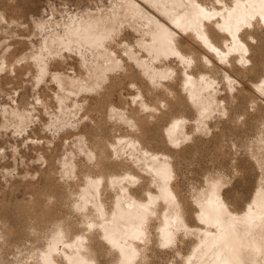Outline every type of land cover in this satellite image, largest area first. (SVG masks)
I'll use <instances>...</instances> for the list:
<instances>
[{"label": "bare ground", "instance_id": "bare-ground-1", "mask_svg": "<svg viewBox=\"0 0 264 264\" xmlns=\"http://www.w3.org/2000/svg\"><path fill=\"white\" fill-rule=\"evenodd\" d=\"M149 1L168 15L165 20L153 15L151 20L154 28L150 32L152 39L149 47L156 56L178 48L168 27L172 28L174 33L190 29L195 32V39L210 48L206 56L195 49L181 52L184 67L190 66L194 59L199 65L200 73L206 74V78H202L204 83H201L204 86L209 81L210 70L221 72V80H232V74L236 73L232 66L235 67L234 60L237 61V56H233L230 61L228 59L231 65L225 61L226 57L232 52H241L244 45L254 46L250 40L245 43L240 41L239 31L242 23L246 22L252 13L264 22V0H249V3L243 0H187L186 7H183L182 0ZM172 4L176 5L179 11L168 8ZM120 6L124 15L141 21L142 13L136 0H123ZM142 6L144 10L150 8L147 3ZM120 19V13L73 19L64 27L63 33L54 34V38L64 48L81 45L88 50L101 48L98 52L102 55V60L96 62L95 68L90 70L89 67V72H78V78L75 80L72 77L67 81L59 76L52 77L59 88L58 92H54L55 98L60 110L65 113L73 110L67 101L74 94L92 90V93L102 96V99L94 100L90 109L91 114H97L98 120L91 125V129L82 134L81 149L87 162L80 166L81 174L73 176L74 185L71 188L70 183L60 186L55 181L56 169L58 171L55 157L62 154V151L58 154L56 146L46 145V148L52 149V153L47 152L46 148L40 152L45 162V171L41 173L46 178V190L50 186V194L46 195V198L33 199L35 210L32 217L35 216L34 222L44 223V229H39L40 233L25 238L8 236L7 241L16 244L26 241L31 250H37L38 260L32 264H162L159 259L164 253L167 256L171 254V264H264V129L258 137V123L255 118L253 125L256 113L264 115V72L243 91L245 98H248L244 106V122H252L250 135H254L250 140L248 138L246 147L242 149L246 155L250 154L253 161L251 169L246 168L236 178L237 184L242 183L244 190L249 189L243 207L236 209L231 204L226 195L229 189L226 186L231 183V178L227 180L225 173L221 171L204 172V179L198 185L193 184L194 191L188 196L183 192V187L175 182L171 160L191 152L190 148L186 151V142L200 141L202 133H196L197 126L201 132L207 129L209 131L211 126L205 120L195 125L186 121L184 116L177 115H185L184 111L190 112L193 108L207 118L213 114V106L205 100H199L198 104L191 106L188 100L185 102L179 97V93L182 94L181 89L176 92L174 86L167 84L165 89L155 90V97L164 108L156 107L159 112H142V116L140 112H135L136 124L142 130L143 139L134 136L137 134L135 131H127L121 127L117 122L122 120L125 112L129 113L130 121L124 123L131 126L133 121L135 124L132 113L124 106L119 107L112 102L108 103L106 111L101 108L110 95L114 94L110 88L102 85L104 80L110 79L105 70L110 61L113 66L118 65V60L112 57L111 49L104 44V40L113 33ZM212 36L225 40L227 47L220 48L221 44H212ZM262 40L264 42V36ZM259 43L262 42L258 39L256 44ZM226 49L228 53L224 52ZM260 51L264 54V46ZM81 53L85 55L83 50ZM195 53L197 56H194ZM252 53H256V50ZM202 55L212 62L209 70L201 68ZM243 59L244 54L241 60L245 62L246 59ZM137 61L145 69L149 68L147 63L138 59ZM259 62L264 71V56ZM39 67L41 73H44L45 64L39 63ZM164 74V68L161 67L154 70L152 76H169V72ZM92 76L94 77L91 78ZM257 76L253 75L252 79ZM100 79H103L101 84ZM184 81V78L180 80L181 87ZM186 84L185 89L190 94L198 91L199 83L193 72L187 73ZM111 85H114L113 81ZM170 95L173 100L171 105L168 104ZM87 98L85 96L84 100ZM77 105V102L73 104L74 107ZM97 108H101L103 113H97ZM166 108L170 109L173 118L167 122L168 126L163 131L161 124L167 117ZM30 115L27 111H13L11 117L17 120L15 124L25 127L31 120ZM154 118H157L156 122H153ZM65 122V119L59 118L55 124ZM213 128L216 130L215 126ZM170 143L182 144V147L173 148ZM142 144L146 145L143 170L142 159L126 152L128 145L142 149ZM147 145L162 147L163 150H152ZM233 145L236 143L233 142ZM219 149L221 150L222 146ZM238 153L239 150L232 155ZM126 157L132 158V162ZM58 161L62 162L63 166L61 175L74 172L76 164L69 156L58 158ZM149 172L154 175L152 179L156 180L154 186L157 189L150 185L147 175ZM33 190L37 192L40 189ZM56 192L57 199H54L52 194ZM70 194L71 198L67 204L66 200ZM237 196L239 193H236L234 201L242 197ZM50 202L61 205L59 212L50 211ZM91 205L97 210L96 216L98 215L99 219L93 214ZM0 261L2 264H13L5 251H0Z\"/></svg>", "mask_w": 264, "mask_h": 264}, {"label": "rangeland", "instance_id": "rangeland-1", "mask_svg": "<svg viewBox=\"0 0 264 264\" xmlns=\"http://www.w3.org/2000/svg\"><path fill=\"white\" fill-rule=\"evenodd\" d=\"M122 1L0 0V251H5L13 264H32L38 260L37 250L36 252L31 250L26 241L16 244L8 242L7 237L23 236L25 238V236H34L40 233L39 229H44V223L34 222L35 216L32 217V212L35 210L32 203L33 199L35 197L46 198V195L50 194V186L46 190V178L41 173L45 171V162L40 152L45 151L46 145L56 146L55 150L58 154L62 151V154L55 157L58 168V171L56 169L55 181L60 186L70 183L69 187L71 188L74 185L73 176L81 174L79 168L84 162H87L84 151L81 149L82 134L85 130L91 129V125H94L98 120L97 114H91L90 109L94 100L102 99V96L92 93V90L72 95L67 101L73 109L69 113L60 110L58 100L55 98L54 92H58L59 88L57 82L52 78L54 75L66 79V81L70 77L75 80L78 78V72H89V67L90 70L95 68L96 62L102 57L98 52L101 48L88 50L83 45L64 48L54 38V34L63 33L64 27L73 19L96 17L97 15H106V13H120L119 23L115 25L113 33L104 40V44L111 49L112 57L118 60L117 66H113L112 61H110V65L105 70V74H109L110 79L104 80L102 85L110 88L111 93H114L112 96L110 95L104 107H101L105 111L110 102L119 107L122 105L134 115L136 124V111L140 112L142 116V112H159L156 107L164 108L155 97L157 94L155 90L165 89L167 84L174 86L176 92L181 89L183 95L179 93V97L185 102L188 100L191 106L198 104L199 100H205L213 106L214 112L207 118L193 108L190 112H183L186 116L177 115L184 116L186 121L195 125L205 120L211 126L209 131L207 129L203 132L198 130L197 126L195 128L196 133H202L200 141L186 142V151L190 148L191 152H186V154H181L171 160L173 163L171 166L176 177L175 182L183 187V192L189 196L194 191L193 184L198 185L204 179V172L221 171L225 173L227 180L231 178V183L226 186L229 188L226 195L234 208H242L245 198L249 195V189L245 188L244 190L243 184L236 182L240 172L246 168L251 169V163H253L250 154L246 155L242 151L248 143V138L250 140L254 136L253 134L250 135L252 122H244V106L248 98H245L243 91L247 90V86L256 81L259 74L264 72L259 62L264 56L260 53L261 47L264 46L262 40L264 22L261 19L259 23L256 22L258 16L252 13L246 22L242 23L239 31L240 41L245 43L254 40L255 43L252 42L254 46L248 45L246 47L244 45L241 52H232L226 57L225 61L231 65L229 61L233 59V56H237V61L234 60L235 67L232 66L236 71L235 74H232V80H221V72L210 70V78L207 77L209 81L204 86L201 83H204L202 78H206V74L200 73L196 60L193 59L190 66L184 67L181 59V52L195 49L205 55L209 51L208 46L194 38L195 32L190 29L186 31L182 29L181 32L174 33L172 32L173 29L168 27L178 48L173 52L156 56L149 47L152 39L150 32L154 28L151 20L154 16L160 20H165L168 15L149 0H136L140 5L142 17L141 21L134 20L128 15H124L120 6ZM243 1L249 3V0ZM182 2L183 7H186L187 0H182ZM145 3L150 8L144 10L142 4ZM238 3L240 2L238 1ZM176 7L172 4L168 8H174L177 12L179 9ZM256 38L262 43L257 45ZM141 41L142 44H140ZM211 41L217 46L221 44L220 48L227 47L225 40L222 41L219 36H212ZM81 50L84 51L85 55L81 53ZM253 50H256V53H252ZM224 52L228 53L227 49ZM242 54L245 56L246 60L243 59L245 62L241 60ZM203 55L199 56L201 68L209 70L212 62H209ZM194 56L197 54L195 53ZM137 59L147 63L149 68L145 69ZM39 63L45 64L44 73H41ZM161 67L164 68V75L169 72V76L153 77V71ZM188 72H193L196 81L199 83L198 93L193 95L185 89ZM250 75L252 77H249ZM253 75L258 76L252 79ZM183 78L185 81L181 87L179 83ZM102 80L100 79V84ZM87 81L89 80H84V82ZM112 81L114 85H111ZM85 96L88 97L87 100H84ZM172 101L170 95L168 104L171 105ZM75 102L78 103L76 107L73 106ZM101 108H97L99 110L97 113H103ZM167 108L165 110L167 117L163 121L164 125L161 124L163 131L168 126L167 122L173 118L169 112L170 109ZM13 111H27L31 114V120L25 127L19 126V124H15L17 120L11 117ZM124 115L122 120L117 123L127 131H135L137 134L134 136L137 135L143 139L142 130L137 124H133V121L131 126L124 123L130 121L129 113L125 112ZM59 118L65 119L66 122L60 125L55 124L56 119ZM254 118L258 123V137H260L264 129V115L260 112L256 113V116L253 117V125ZM112 120L114 121V119ZM156 120L157 118H154L153 122ZM108 122L110 123V121ZM233 142L236 145H233ZM170 145L173 148L182 147V144L170 143ZM128 146L126 152L133 153L142 159L143 170L145 161L143 157L146 155L144 146L146 145L142 144V149H136L132 145ZM147 146L152 150H163L162 147ZM220 146H222L221 150L219 149ZM46 149L47 152L52 153L50 147ZM238 150L237 155H232ZM65 153L69 155H65ZM64 156H69L76 164V168L72 173L61 175L60 170H63V166L58 158ZM126 159L132 162V158L126 157ZM142 174L144 175V173ZM147 175L151 187L157 189L154 186L156 180L152 179L154 175L151 172ZM172 181L174 182V179ZM33 189L40 190L36 192ZM236 193L242 197L234 201ZM56 195L57 192L52 194L54 199H57ZM70 198L71 194L66 200L67 204H69ZM49 204L50 211H56L61 207V205H57V202H50ZM57 206L59 207L57 208ZM91 207L96 216L97 210L94 206L91 205ZM97 217H99L98 215L96 219H99ZM161 256L159 262L162 264L165 262L172 263L171 254L168 255L169 257L166 253ZM164 256H167L166 258L169 260H166Z\"/></svg>", "mask_w": 264, "mask_h": 264}, {"label": "snow or ice", "instance_id": "snow-or-ice-1", "mask_svg": "<svg viewBox=\"0 0 264 264\" xmlns=\"http://www.w3.org/2000/svg\"><path fill=\"white\" fill-rule=\"evenodd\" d=\"M260 19H261L260 17H257V19H256V22H258V23H259V22H260ZM252 42H253V43H255V41H254V40H253ZM169 243H170V242H169ZM164 246H165V247H167V244H165Z\"/></svg>", "mask_w": 264, "mask_h": 264}]
</instances>
